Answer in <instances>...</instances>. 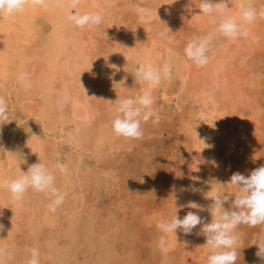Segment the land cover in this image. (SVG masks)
Returning a JSON list of instances; mask_svg holds the SVG:
<instances>
[{
  "label": "bare ground",
  "instance_id": "obj_1",
  "mask_svg": "<svg viewBox=\"0 0 264 264\" xmlns=\"http://www.w3.org/2000/svg\"><path fill=\"white\" fill-rule=\"evenodd\" d=\"M118 1L120 0H79L78 7L72 9L67 6L68 0H49V8L47 10L40 7L29 6L26 7L23 13L11 16L2 15V20H0V87L15 91L18 90L19 88L17 85L20 83L17 77L21 72H27L32 81V87L25 89L20 84L23 88L22 92H25L26 98L28 97V99H31L29 102L30 104H32L31 102L33 101H36L37 104L30 109H28L26 105L24 107L27 108L26 111L30 116L35 117V120L42 128L41 132H38L35 127L30 128V142L21 149L23 157H17L13 155L14 153L12 152L16 140L15 135H9V127L7 130L5 126H1L0 151L6 149L8 154L6 153L7 159L5 162H2L0 159V180L17 178L20 175L19 169L27 173L31 165L38 163L39 159H42L41 163L46 164V166L57 175V187L67 193L65 203L55 213L49 212L47 205L50 201H47L48 203L45 204L46 209H44L45 211L43 213V215H45L41 218L44 222L40 221L41 219L39 221L37 219L39 224H44L42 226L43 228H38L42 231L43 238L42 240L36 238L39 241L35 242L40 246L41 264H66L70 260L78 264H121V260L124 261L122 264H138L137 261H139V256L132 247L129 249L127 247L128 250L125 253V258L121 259L122 257H120L114 245L116 239H118L117 233L121 230L120 228L123 227L122 219L112 218L109 214L110 218H107L108 221L106 220V225L113 234L112 237L115 240L113 243H106L104 246L99 247L97 246L98 244L96 245L94 243L95 241L92 240L93 235H91V231L98 228L97 223L93 220L94 218L92 219L82 215V208L85 205L84 192H88L90 186H92L90 170L96 168L93 166L91 169L89 168L90 163L87 158L92 161L91 157H88L91 153L87 155V158L85 155L94 150V153L97 154L98 151L96 152V150L100 147L104 148V146L107 148L106 155H108V152L112 151L115 147L114 142L117 136L113 132L111 125V121L114 118L112 117L114 110H111L112 113H110L111 111H109V109L113 105H118L108 102L114 103L118 98L123 99L125 97L123 95L129 91L135 97L141 94L142 89H146V86L141 84V89L136 88L133 92L131 90V85L129 87L128 74L131 64L152 63L156 66H161L164 63H169L172 66L173 76L171 80L163 82L159 87L152 90V95L155 98L154 107L156 111L158 102L162 103V107L166 106L167 108H172L174 111L182 110L181 102H183L182 100L184 98L191 99L194 105H197V108H199L198 111L200 115L197 114L199 116L198 122L194 121L195 123H191L193 124L191 128L193 149L191 151L192 158L190 164L193 166V171L189 173L192 175L191 177L189 176L190 180L188 179V185H185L187 186L185 187V194L186 200H189L188 204L193 198V193L196 191L195 187L199 179H204L205 182H208V185L212 181H216L218 173H220L218 172L219 170L215 168L216 162L214 163L212 160L213 155H211L209 151L210 149L214 150L216 144L214 148H210L211 144L209 145V142L208 145H206L207 133H205L204 128H206V120H210L209 124L210 122L214 124L213 128H215L218 134L223 131V129H220L222 126L221 119L223 120L225 117L223 115H225L227 111L225 102L229 94L227 90L228 87H226V84L229 82L227 71L230 70V64H232L231 53L237 49H232V47H230L232 42H228L221 38L217 43L216 54L212 57L215 60V62L212 63L213 65L211 64V66L209 65L208 67L205 66L202 69L196 67L186 59L184 48L190 39L195 36L205 35L215 27L212 23V18L199 15V0H143V3L145 1L146 4L144 6L142 5V7L149 9V11L143 14V18L140 16L138 17L143 23L136 24L135 21L134 26L129 30L127 36H117L113 44L106 47L105 51L107 54L102 55L101 52L98 54L99 49L96 48H98L97 45L100 37H109L116 33L119 35V32L122 30L121 28L117 29V26L122 25L119 24L121 22L118 19L120 18L118 17L119 12H117ZM136 1L133 2L137 3ZM254 1L255 0H229L228 8L232 10L227 12L226 15L239 18L240 4H253ZM214 2H218V0H214ZM127 3L125 5L127 7L131 6L135 11L132 2L130 1L128 4ZM137 4L141 6L139 1ZM73 11L79 14L100 12L104 17V23L98 29H89L87 27L78 29L68 19L69 15L73 14ZM43 14H46V16L44 15L46 20L48 18V22L52 25V30L49 32V35H43L38 29L39 26L37 27L38 19H40ZM136 15L137 13L135 16ZM45 17L43 19H45ZM219 21L220 17L217 16L216 23L218 24ZM131 23L133 25V22ZM85 32L88 35V40L84 39ZM238 41L235 42L239 45ZM90 45H93L94 48L90 49ZM112 65L116 67H112ZM29 69H31L30 73L28 71ZM33 70H37V72L33 74ZM31 73L33 75H30ZM229 79H231V77ZM133 80L135 79L133 78ZM7 83L11 84L10 87H8L9 85H7ZM5 91L7 90H0V96L5 98ZM17 93H13L14 95L10 93L9 100L11 101L18 98L19 102H22L20 101L21 96L18 97L19 94ZM188 101L186 100V103ZM11 102L14 103V101ZM21 108H23V106ZM116 108L117 107H115V110ZM185 113L186 112H184V115ZM186 114L190 119V115L188 116V113ZM173 115H175V113ZM6 124L8 123L6 122ZM22 124L20 123V127ZM70 124L75 125V128H73L71 132H67L66 128ZM70 129L68 128V130ZM58 132L63 139L58 140L55 138ZM15 133L18 134V132H14L13 134ZM214 133L215 131L212 133V136L216 138V136L213 135ZM226 137L223 136V142L227 139ZM58 141H60L61 144H70L71 146L69 145L68 147L73 148L76 152V155L68 157V159L63 162L68 165L67 175L60 174L59 170L55 168V165L60 163L59 160L56 164L53 163L55 154L60 153L57 150ZM212 141H214V139ZM44 144L49 146L52 145L53 147L51 151L48 150L49 152L46 155H44ZM228 144L227 142V146H224L228 147ZM221 145H223L222 142ZM61 149L62 148H60V150ZM226 149L224 150L226 151ZM100 153L103 154L102 152ZM32 155H35L34 159H32ZM227 155L228 153H226V156ZM62 156H64V154ZM220 158L224 159L222 157ZM94 159L96 158L94 157ZM214 160L216 159L214 158ZM93 163H95V160ZM221 164L223 165V163ZM222 165L221 168L223 167ZM96 177L98 178V176ZM94 186L95 185L92 187ZM1 189L3 188H0V192ZM5 191L3 190V192ZM3 192L1 194H4ZM4 195H6V192ZM203 196L206 195H202V197ZM26 198L27 196L25 195L22 200L15 201L11 199L9 192L6 197L4 196V200L1 198L3 200L2 203H5L6 200L9 202H7V205L5 204V215L1 210L4 216H0V225L3 226V230L0 231V239L1 237H12V234L15 233V231L13 232L15 226L17 227L13 222L15 218L23 217L27 219L25 212L29 205L27 206L25 204L27 203ZM199 199L201 200V196ZM200 203H203V201L201 200ZM199 206L204 209L201 204ZM86 209L88 210V207ZM193 212H197L205 219L206 223L211 222L212 217H208L205 214V209L201 210L197 208L193 209ZM102 220L103 219H101V221ZM34 221L36 220L34 219ZM45 225L48 227L45 228ZM201 227L202 226H198V228H196V233L201 231ZM198 238L206 243L205 236L198 235ZM83 240H90L89 248L91 257L88 262H84L80 256H76L82 246L81 243ZM3 245L5 246V244ZM155 245L158 246V243ZM4 246L0 248V264L3 261L6 263L9 262L8 259L10 256H3L5 250ZM254 250L256 253L258 248L255 247ZM13 258H16L18 262H25L26 260V257L21 256L19 253L13 254ZM256 261H259L258 264H264V261H261L255 254V259L252 260L251 264H255ZM204 263L201 262V264Z\"/></svg>",
  "mask_w": 264,
  "mask_h": 264
},
{
  "label": "rangeland",
  "instance_id": "obj_2",
  "mask_svg": "<svg viewBox=\"0 0 264 264\" xmlns=\"http://www.w3.org/2000/svg\"><path fill=\"white\" fill-rule=\"evenodd\" d=\"M130 1L131 0L118 1L117 12H119L118 17H120L118 19L121 22L119 24L122 25L117 26V29L121 28L122 30L119 32V35L118 33H116L115 35L109 37H100L98 41L99 46L96 44L98 47L96 49H99L98 54L100 52L102 55L107 54V52L105 51L106 47L112 45L117 36H127L129 30L134 26L135 21L136 24L143 23V21L138 18V14L135 16L137 12L134 11L131 6L127 7L125 5ZM133 1L135 2L136 0ZM138 1L140 2L141 6H144L146 4L145 1L143 3V0H137L136 2L138 3ZM253 5L257 9H260L264 7V0H255L253 2ZM74 13L76 12L73 11V14ZM44 15L46 16V14H43V16L38 19L37 27L39 26L38 29L43 33V35H49V32H51L52 30V25L50 22H48V18L46 20V17ZM44 17L45 19H43ZM0 20H2V14H0ZM131 22H133V25ZM250 27L254 39H241L238 41L239 45L236 42H232L230 46L232 47V49L236 48L237 50L235 49L236 51H232L233 53H231L232 64H230V70L227 71L229 82L226 84V87H228L227 90L230 95L228 94L227 101L225 102L227 111L225 115H223L225 116L223 118L224 121L221 119L222 126L220 128L223 129L226 134L223 131L221 133L219 132L218 134L215 128H213L214 124L211 122L209 124L210 120H206L205 122L206 128H204V130L205 133H207L206 145H208L209 142V145L211 144L210 148H214V145L216 144L214 150L209 148V151L210 154L214 156H212V160L214 161V163L216 162L215 168L219 170L218 172L220 173H218V178L216 179V181H212L208 185V182H205L204 179H199L197 181L195 187L196 191L195 193H193V200L191 199V202H197V205L201 204L204 207L205 214L208 217L211 216L208 208L213 203V201H210V199L214 195L215 190V194H219L221 197H228V201L225 202L224 205L225 209L231 208L232 200L234 199L236 190L233 186L227 185V182L230 181L233 173L240 172L241 174L248 176L252 170L260 166H264V19L258 18L257 21ZM84 39H89L86 32L84 35ZM89 47L90 49L94 48L93 45H90ZM213 62H215V60L214 58H211L210 63L206 67H208L209 65L211 66ZM135 64L136 65H130L131 67L128 74V84L130 83L129 87L131 85V90L133 92L134 90H136V88L141 89V83L136 82L135 78V70L140 65V63ZM28 71L30 73L31 69H29ZM35 72H37V70L32 71L33 74H35ZM132 72L134 75L132 74ZM32 73L30 75H33ZM230 77L231 79H229ZM133 78L135 80H133ZM132 81L134 84L132 83ZM7 85H9L8 87H10L11 84L7 83ZM17 86L19 89L16 91L3 89V87H0V90H7L5 91V98L9 107L8 111L11 113V121H8V124H6V122H3V125H0V129L1 126H5V129L7 130L9 127V135H15L16 137L14 149L12 150V152L14 153L13 155H16L17 157H23L21 149L24 148L26 144L28 145V143L30 142V128L35 127L38 132H41L42 128L41 125L35 120V117L30 116L26 111L27 108L24 107L26 105V107L30 109L36 106L37 102L33 101L34 103L31 102L32 104H30L29 102L31 99H28V97L26 98L25 92H22V86L20 84H18ZM10 93L12 95H14L13 93L19 94L18 97L21 96L20 101L22 102H19L18 98L11 100L14 101V103L11 102L9 100ZM123 96H125L124 98L134 97V95L130 91ZM185 99L189 101L186 103ZM182 101V110L177 111H174L172 108H167L166 106L162 107V103L158 102L157 112L161 117V122L158 126H153L151 122L143 125L144 137L142 140H126L122 137H119V139L117 136L114 142L115 147L114 149H112V151H107L108 155H106V146H104V148L106 149H104L103 147H100L101 149L98 148L96 150V152L98 151L97 154L94 153V150L85 155L87 158V155L91 153L90 155H88V157H91L92 161L87 158L90 163L89 168L91 169L92 166L94 168L96 167L95 169L97 171L95 169H91L92 171L90 170V174L92 176L91 185L95 186H90V192H84L85 205L82 208V215L84 217H89L92 219L94 218L93 220L97 223L98 228L100 227L99 229L95 228L93 231H91V235H93L92 240L95 241L94 243L96 245L98 244L97 246L99 247L104 246L106 243H113V241L115 240L112 237L113 234L109 231L108 226L106 225V220L108 221L107 218H110L111 215L112 218L122 219L123 227L120 228L122 231L120 230L121 232L119 231L117 233L118 239H116L114 243L120 257H122L121 259L125 258L126 251L131 247L139 256V261H137L138 264H201V262H205L204 264H206V256H208V253L210 254L209 249L202 248L205 243L202 242L200 238H198V235L195 231L196 229H194L193 233L189 235H186L182 231L178 230L176 235L174 233H170L168 234L169 236L167 234L161 233L157 229L158 223L170 221L171 218L176 215V213L180 218H183L188 211H193L192 208L187 207L189 200H186L185 187L187 186L185 185H188L189 176L191 177L192 175L189 173H192L193 171V166H191L192 164H190L192 158L191 151L193 149V139L191 137V128L193 124L191 123L198 122V115H200V113L198 111L199 108H197V105H194L191 99L184 98ZM22 106L23 108H21ZM115 107L118 106L113 105L109 109V111L114 110L112 117L117 114V112H115ZM18 110L22 112H19ZM112 111L110 113H112ZM184 112L188 113V116L190 115V119L189 117H187L186 113L184 115ZM172 113H175V115H173ZM20 123H23L21 127ZM68 128L72 129L68 130ZM73 128H75V125L70 124L66 128V131L71 132ZM13 131L18 132V134H13ZM214 131L215 133L213 135H215L216 138L212 136V133ZM223 136H228L226 137L227 139H225L224 142ZM55 138L58 140L63 139L59 132L56 133ZM212 138L214 139V141H212ZM221 142L223 145H221ZM227 142L229 143L228 147H225L227 146ZM57 143V150L60 153L55 154V158L53 160L54 164H56L58 160L60 161V163H63L68 159V157L76 155L74 149L68 147L70 144H61L60 141H58ZM44 146V155H46L49 151L52 150L53 147L52 145L49 146L47 144H44ZM60 148L62 149L60 150ZM224 149H226V151ZM5 150L3 149L2 151H0V159L2 160V162H5L7 159L8 152L7 150ZM217 151H219L220 153ZM100 152H102L103 154H101ZM226 153H228L227 156ZM63 154L64 156H62ZM94 157L96 159H94ZM220 157L224 159H221ZM34 158L35 155H32V159ZM214 158L217 161L214 160ZM41 160L40 162H42ZM94 160L98 165L93 163ZM221 163H223V165ZM221 165L223 166L222 168ZM92 174L94 175V177ZM96 176H98V178ZM221 184L223 185V187ZM3 190L5 191L6 189H1L0 192V216L3 214L5 215V204L7 205V202H9L8 200H6L5 203H2L4 200V196L6 197V195L8 194V191H5L6 195H4L5 192H3ZM2 192L4 194H1ZM25 195L27 196V203L25 204L27 206L29 205L28 207H30L28 208L26 206L27 210L25 213L27 215V219L23 217L15 218V221H13L17 225V227L15 226V229H13V232L15 231V233L12 232V237L9 238L1 237L0 248L4 246L3 244H5L3 256H10L8 259V263L3 261L1 264H25V262H18L16 258H13V254L15 255L19 253L21 254V256L26 257L25 259H27L30 255L28 249L40 248L38 243L35 242L39 241L40 239L42 240L43 234L39 229L43 228L42 226L44 224L42 223L41 225L38 223V221L42 218V216L45 215H43L45 211L44 209H46L45 204L48 203L47 201H50V196H44V194L40 195L39 193H36L32 190H29ZM202 195L206 196L202 197ZM200 196L203 203H200ZM87 207L88 210L86 209ZM1 210L3 211V214ZM34 219L36 221H34ZM101 219L103 220L101 221ZM40 221L44 222V220L42 219ZM47 227L48 226L45 225V228ZM238 232L240 235V241L238 244L240 258L238 260V264H251L252 260L255 259L256 254L254 250L256 246L251 245V241L253 239L264 237V231H262L260 227L252 228L246 225H242ZM36 238H39V240ZM154 243H158V246H156ZM81 244L82 246L80 247V250L77 252L78 254L76 256H80V258L84 262H88L91 257V251L89 248L90 240H83ZM120 262L122 264L124 261L121 260ZM258 262L259 261H256L255 264H258ZM72 263L78 264L72 262V260L68 261L66 264Z\"/></svg>",
  "mask_w": 264,
  "mask_h": 264
},
{
  "label": "clouds",
  "instance_id": "obj_3",
  "mask_svg": "<svg viewBox=\"0 0 264 264\" xmlns=\"http://www.w3.org/2000/svg\"><path fill=\"white\" fill-rule=\"evenodd\" d=\"M137 14L143 18V14L149 11L148 8L139 6L131 0ZM229 0H199L200 14L212 18L215 27L205 35L195 36L186 44L184 55L188 61L199 68L210 63L216 54L218 41L223 38L228 42H235L241 39H254L251 32V25L257 19H264V7L257 9L253 4L241 3L239 6V18L226 15L230 12ZM79 0H68L67 6L76 9ZM40 7L44 10L49 8V0H0V14L11 16L23 13L26 7ZM220 21L216 23V17ZM68 19L78 28L98 29L104 23V17L100 12L74 13ZM133 50V49H130ZM112 67H116L112 65ZM173 76L172 66L164 63L156 66L152 63H141L135 70L136 82L146 86L141 94L135 97L118 98L114 103L118 105L117 114L111 121L112 130L118 137L126 140H142L144 137L143 125L151 122L158 126L161 117L156 111L155 98L152 90L159 87L163 82L171 80ZM18 82L25 88L32 87V81L27 72H21L17 77ZM83 87V86H82ZM85 90V89H84ZM86 92V91H85ZM89 98V97H88ZM94 98V97H93ZM10 121L8 103L3 96H0V125ZM55 168L62 175L68 174V165L57 163ZM14 179L0 180V188L6 189L11 199L20 201L25 194L32 190L45 196H50L47 207L49 212L55 213L66 201L67 193L57 187V175L46 164L39 162L29 167L27 173L22 172ZM227 185L236 190L231 208L225 209V202L228 197H221L214 194L211 198L213 203L208 210L212 217L210 223H206L197 212L188 211L180 218L177 213L170 221L160 222L157 229L164 234L182 231L189 235L197 226H202L197 235L206 237V243L202 248L210 250L206 264H238L240 252L238 244L240 235L238 230L242 225L252 228L260 227L264 231V166H260L250 172L248 176L235 172L232 174ZM187 207L192 209L201 208L195 202H190ZM3 226L0 225V231ZM251 245L258 248L256 256L264 261V237L253 239ZM29 257L25 264H41V253L37 248L28 249Z\"/></svg>",
  "mask_w": 264,
  "mask_h": 264
}]
</instances>
